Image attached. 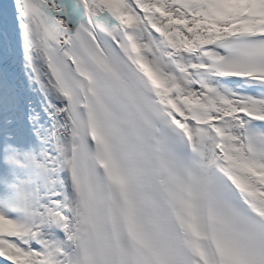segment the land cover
Masks as SVG:
<instances>
[{
  "label": "snow or ice",
  "instance_id": "snow-or-ice-1",
  "mask_svg": "<svg viewBox=\"0 0 264 264\" xmlns=\"http://www.w3.org/2000/svg\"><path fill=\"white\" fill-rule=\"evenodd\" d=\"M0 176V264H264V0H0Z\"/></svg>",
  "mask_w": 264,
  "mask_h": 264
},
{
  "label": "bare ground",
  "instance_id": "bare-ground-1",
  "mask_svg": "<svg viewBox=\"0 0 264 264\" xmlns=\"http://www.w3.org/2000/svg\"><path fill=\"white\" fill-rule=\"evenodd\" d=\"M21 178L23 179L24 177L21 176ZM8 181H9V183L13 182V180L11 179V177H9Z\"/></svg>",
  "mask_w": 264,
  "mask_h": 264
}]
</instances>
